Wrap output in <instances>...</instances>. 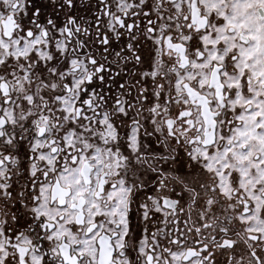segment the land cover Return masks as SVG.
Segmentation results:
<instances>
[{
	"label": "snow or ice",
	"instance_id": "1",
	"mask_svg": "<svg viewBox=\"0 0 264 264\" xmlns=\"http://www.w3.org/2000/svg\"><path fill=\"white\" fill-rule=\"evenodd\" d=\"M0 264H264V0H0Z\"/></svg>",
	"mask_w": 264,
	"mask_h": 264
}]
</instances>
